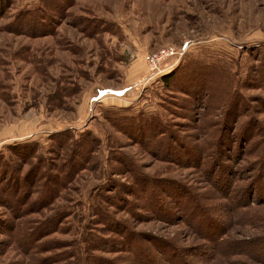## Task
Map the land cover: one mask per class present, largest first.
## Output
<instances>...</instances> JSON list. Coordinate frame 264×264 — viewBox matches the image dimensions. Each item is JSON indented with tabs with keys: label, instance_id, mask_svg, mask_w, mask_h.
I'll return each mask as SVG.
<instances>
[{
	"label": "rangeland",
	"instance_id": "rangeland-1",
	"mask_svg": "<svg viewBox=\"0 0 264 264\" xmlns=\"http://www.w3.org/2000/svg\"><path fill=\"white\" fill-rule=\"evenodd\" d=\"M167 46L178 51L173 67L147 79L146 56ZM137 66L145 71L135 76ZM200 68L206 75L202 86L192 87L191 69ZM173 72L175 79L165 87L162 77ZM141 113L170 121L193 156L190 151H181L177 159L169 156V138L152 145L156 150L141 141L140 125L132 128L125 121ZM116 116H123L119 127L113 124ZM63 131L76 141L88 134L98 139L94 158L82 161L85 169L43 210V205L33 209L22 196L36 189L34 172L18 200L9 182L2 181L0 264H38L44 250L23 244L25 227L56 211L68 217L63 233L48 239L81 240L83 232L119 239L97 221L96 207L104 197L112 198L107 204L112 216L137 234L131 236L134 244L155 236L184 248L192 264H264L261 186L244 199L259 171L264 175V0H0V171L19 165L25 173L33 165L62 164L68 149H61L54 136ZM251 131L255 139H240L241 132ZM229 135L237 143L220 146L221 137ZM20 145L32 147L28 164L14 153ZM218 158L226 166L222 178L233 183L230 202L212 187L207 171ZM127 159L139 172L126 171ZM137 177L186 184L212 206L229 237L225 240L233 243L231 254L220 251L225 245L215 248L203 239L178 209L173 224L141 209L150 206L147 187L127 196ZM119 192L136 204L115 198ZM172 197L169 208H175ZM5 198L13 208L3 205ZM235 200L253 202L252 207L233 208ZM32 210L42 213L29 215ZM142 241L154 249L159 264H168L160 253L165 244ZM248 242L262 253L255 256ZM95 252L102 255L98 248ZM133 254H106L104 264H134Z\"/></svg>",
	"mask_w": 264,
	"mask_h": 264
},
{
	"label": "trees",
	"instance_id": "trees-1",
	"mask_svg": "<svg viewBox=\"0 0 264 264\" xmlns=\"http://www.w3.org/2000/svg\"><path fill=\"white\" fill-rule=\"evenodd\" d=\"M198 70H201V72L198 73ZM191 71V79L192 82H194V86L192 87L198 85L201 87L203 81H201L200 78H204V76H206L205 74H202L203 68L196 70L191 69ZM175 77L176 73L173 72L171 74L163 76L161 81L165 87H168L170 86V81L174 80ZM196 82L198 85L196 84ZM203 91L207 92L206 89H204ZM134 117H130L129 119L126 118L125 121H127L132 128L134 125L137 127L138 125H140V128H138L137 130H140L139 132L141 134L137 137H139L141 141H144L151 145L152 149L156 150L155 146L152 145L157 144L160 146L163 144V141L169 138V140L171 141V146L169 148L166 146L168 148L166 151L172 158L177 159L181 151L189 152L190 150H193L190 149L189 145H187L184 137L174 129V126L171 125V122L163 119L161 115H147L141 113L139 116ZM120 118H123V116H116V119L113 120V124L116 125L115 127H119V124L121 123V121L119 120ZM241 133L239 134L241 140L246 139L252 141L257 137V134L252 131L249 133ZM236 135H238V132L236 133ZM54 139L61 149H68L65 159L61 160L63 162L62 164H50V162L48 161V166L42 164L35 167L33 165L25 173H22V167H20V169L18 168L19 165L9 166L6 173L0 171V184L2 183V181H4V184H7L9 182L11 195H13L12 197H14L15 200H18L19 196L22 194V192H24L23 190L26 188V186H28L29 180L34 172L35 179L37 180L34 183L36 184V186L34 187L36 189L30 192H24L22 194L23 200H25L26 203L32 205L33 209L37 206L43 205L41 206V208L43 207L41 210H43L45 206L53 204L55 200L60 197V193L64 189H66L69 183H71L81 171L85 169L82 167V161L86 159L88 160L90 157L94 158L93 154L96 149L94 147V144L99 142V140L93 138L91 134H88V136L86 137L83 135L81 136V139L76 141L74 140L75 136L70 134V131L57 133V135L54 136ZM220 141V146L226 145L229 141L232 144L237 143V141L234 140V137H232L231 135L224 138L221 137ZM16 148L17 149L14 150V153L17 155V157H21L19 159L24 164H28V160L31 158L29 155L32 149L31 145H20ZM194 151H197V149L195 148ZM189 155H192L191 151ZM221 159L222 158H218L217 161H214V165L210 166L207 169V171H211L210 174L212 180L210 179V181L213 182L212 184L210 182L208 183L211 184L216 191L223 194V199L229 200L230 202L229 195L231 192H233V183L231 181H226L224 177L222 178L223 171H225L226 166L224 162H222L223 159ZM2 160L3 158H0V166L2 165ZM41 162H45V160H42ZM127 162V164H123L127 172H137L139 170V167L136 168L135 162H132L128 159ZM6 174L7 177L5 176ZM146 178V180L143 177L135 178V180L131 182L132 189L130 190L129 194H127V196L135 197L137 190L142 192L143 190H141V188L145 189V187H147V193L149 195L148 204L150 206H148L149 208L146 206L141 209H146L148 211L151 210V212L154 213L155 216L158 215L161 216V218L164 217V219H166V222L168 221L171 224H173L175 221L174 214L178 209L183 217H186V221L189 222L190 220V223L193 222L195 228L194 230L203 235L205 237L203 239L215 243V245H213V247L215 248L217 246H221L222 244L225 245V249H221L219 247L218 248L222 253H227L226 255L231 254L230 246L233 243L225 240L229 239V237H227L226 230L223 229L222 226L218 225L217 222H219V219L217 218L214 210H212V206H208L205 205L204 202H200L194 191L179 180H157L154 178ZM256 180L257 181L255 182L254 180L248 188L249 195L246 196L248 198L244 197L245 200L250 199V193L257 190L260 186V188L262 189L261 193L258 192L259 197H262L264 195V175L262 171H259ZM175 186L178 187V190H173V187ZM118 187V185L113 186V190L117 189L118 191ZM171 189L173 193L171 192ZM33 195H38V198L33 200ZM172 195L175 198V201L172 204L173 206H175V208L171 207V210V208H169L167 198L172 197ZM114 197L119 198V200L124 201V203L126 202L125 204L128 203L127 206H134L136 204L135 202H129L128 200H126L124 192L116 193ZM111 199L112 198L107 199L106 197H104L99 206L96 207L97 213L95 215H97V221L103 224V226H105L106 228L112 229L110 230V232L116 233V235L119 236V239L116 238L115 241H111L108 238L100 235L95 236V234H86V232H83L82 236H80V239L82 241L79 240L78 237L75 238L76 240L65 242H59L57 239L52 238L48 239L53 235L63 233L61 232V227L65 223L68 215L61 210L56 211L53 215L45 218L41 217L34 220L31 219L32 225L29 228L25 227L22 242L23 244L28 245L33 250H39L43 248V255L48 253L47 256L39 255V258L36 261L38 264H104V261H107V259L105 260L103 256H105L106 254H117L119 252H130L132 254L135 253V255L133 254V257L134 259H136L137 264H159V262H157V260L155 259L154 249L142 243V240H148V242L153 243L152 239H154V241L165 244V253H163L162 251L159 252L162 253L165 261L168 264H192L185 256L183 250L184 248L179 247L175 243H171L172 241L170 240L162 238V240H166L162 241L160 238H156L155 236H149L151 239L143 237L135 239L136 244H134L131 236H136L137 234L130 232V228L128 227V225L114 218L111 212L107 209V204H110ZM23 200H19V202H23ZM3 203L4 206L13 208L11 206L12 201L9 202L5 198L3 199ZM252 203L253 202L243 205L241 200H235L233 208L244 207L245 209H251ZM32 211H30L29 215L42 213V211L39 210ZM160 211H162V214L160 213ZM180 220L181 218L179 219V221ZM3 223L4 222L0 224ZM229 243L230 245H228ZM247 245L248 247L255 246L252 249V253L255 256L262 253L255 250L257 244L248 242ZM20 247L22 248L23 246L20 245ZM237 247L239 246H233V248ZM97 248L98 250L102 251V255H99L97 252H95L97 251ZM132 248H134L133 252L130 251ZM136 248L140 249L139 253H136ZM55 250H58L60 252H56ZM165 254H167V256ZM136 263L134 262V264Z\"/></svg>",
	"mask_w": 264,
	"mask_h": 264
},
{
	"label": "built area",
	"instance_id": "built-area-1",
	"mask_svg": "<svg viewBox=\"0 0 264 264\" xmlns=\"http://www.w3.org/2000/svg\"><path fill=\"white\" fill-rule=\"evenodd\" d=\"M178 51L172 46H167L159 49L154 53L146 56L145 62L149 70L148 78H154L173 67L172 60L176 59Z\"/></svg>",
	"mask_w": 264,
	"mask_h": 264
},
{
	"label": "crops",
	"instance_id": "crops-1",
	"mask_svg": "<svg viewBox=\"0 0 264 264\" xmlns=\"http://www.w3.org/2000/svg\"><path fill=\"white\" fill-rule=\"evenodd\" d=\"M145 71L144 67H139L137 66V68L133 71V75L137 76L140 73H143Z\"/></svg>",
	"mask_w": 264,
	"mask_h": 264
}]
</instances>
